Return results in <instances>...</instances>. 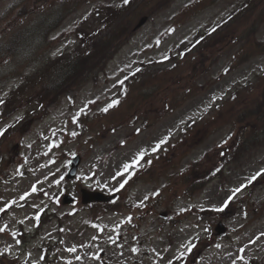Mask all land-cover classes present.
<instances>
[{
    "label": "rangeland",
    "instance_id": "obj_1",
    "mask_svg": "<svg viewBox=\"0 0 264 264\" xmlns=\"http://www.w3.org/2000/svg\"><path fill=\"white\" fill-rule=\"evenodd\" d=\"M121 1L79 3V7L52 33L55 43L46 56L52 58L75 44L73 28L96 5ZM136 1L142 5L135 7L132 4L128 8L129 15L127 12L123 15L125 31L128 18L133 27L141 17L147 16V20L134 30L128 43L108 62L98 80L86 83L74 96L65 94L45 118L31 123L33 118L27 117L21 125L31 124L23 136L17 137L15 129L5 137L4 140L10 142L3 150L0 167V208L11 207L6 214H0V229H3L0 231V252L18 256L19 260L27 254L33 264H101L98 259L102 249L110 264H164L182 253L181 264H249L253 260L255 264H264V236L261 235L264 233V174L249 183L252 176L264 169V138L257 139L237 161L223 165L220 176L206 182L192 198L183 195L194 177L199 180L221 165L222 156L228 150L222 142L230 132L237 135L242 129L230 119L245 105L260 98V92L264 90V0H255L257 13L251 15L249 9L238 15L223 32L206 40L193 57L180 63L173 72L164 70L172 62H151L169 52L174 53L179 44H186L197 32L213 25L245 0H205L194 7L196 0H171L164 7L158 6L160 0H155L153 7L151 4L143 7L145 0L132 2ZM33 5L34 0H27L21 7L26 10ZM150 12L153 14L146 15ZM242 48L244 55L238 57L241 64L223 73L224 67ZM140 62L150 63L149 69L135 84L138 86L150 77L143 89L139 87L143 98L126 110L124 119L111 124L109 111L105 115L106 122L103 121L97 114L107 107L110 96L117 93L116 83ZM15 66L11 63L7 69ZM36 73L29 78L34 80ZM257 74L262 75L257 77ZM251 79H254L253 90H243L232 103L228 101L223 108L213 111L219 99ZM49 80V75H44V86ZM29 81L26 79L21 86H28ZM17 83L18 80L10 81L0 89V98ZM167 101L171 103L168 109ZM174 104L177 106L172 110ZM212 111L215 117L201 120L202 123L195 127L214 122L210 128L217 129L208 134L194 130L186 137L185 149L179 158L185 156L180 161L179 158L176 162L158 160L156 174L133 185L131 201L142 208H122L116 214L102 213L100 231L87 225L90 217L93 218L92 209L77 208L67 212L71 206H80V186H96L112 192L123 178V166L131 164L138 153L143 152V157L158 154L169 141L177 138L189 120L210 115ZM21 113L18 111L8 121L17 119ZM84 115L91 121V129L83 131L81 125L79 130L83 133L79 138L65 143L68 135L78 128L72 118ZM135 115L152 121L149 128L137 135H133L134 126L128 125ZM4 124L1 123L0 128ZM257 130L252 124L248 132L252 134ZM161 140L165 142L160 144ZM76 153L82 156L78 176L68 180L65 178L68 160ZM185 169L190 170L188 180L180 178ZM54 176L63 182L50 188ZM241 185L245 187L225 206L233 190ZM64 189L77 197V201L64 204L61 201ZM42 191L56 200L47 198ZM44 204L48 208L46 214H55L59 219L52 216L36 227L32 215L37 206ZM150 206H158V212H167V218L160 217ZM219 208L223 211L216 210ZM131 214H141L143 219H133L139 226L128 228L130 237L108 231L114 223H123L122 218H129ZM198 215L202 219L199 220ZM174 218L182 220L171 223ZM218 221L227 226V232L220 236L214 231ZM58 224L61 232L57 229ZM17 229L24 234L30 231L24 236L27 244L23 237H15Z\"/></svg>",
    "mask_w": 264,
    "mask_h": 264
},
{
    "label": "trees",
    "instance_id": "obj_2",
    "mask_svg": "<svg viewBox=\"0 0 264 264\" xmlns=\"http://www.w3.org/2000/svg\"><path fill=\"white\" fill-rule=\"evenodd\" d=\"M26 1L19 0V4L22 3V6ZM170 1L160 0L158 6L167 5ZM0 2H6L3 7H0V39L5 34L3 37L5 39L4 43H0L2 61L7 60V56L12 52L11 40H18L21 43L23 40L29 39L32 33L48 31L61 21V18L65 15V11L62 10L66 9L68 3L64 2L65 7L62 10L55 9V6H61V1L59 0H54V3L52 0L49 3V7H47L48 3L46 0H36V8L32 9V11H26L25 7L20 9L18 6L17 14H21L22 18L16 22V16L10 18V15L12 14L11 9H13L11 4L18 2V0H0ZM251 2H255V0H248V3ZM148 4L149 0H146L143 7ZM154 4L155 0L151 3V6L153 7ZM115 11H107L103 18H108ZM100 15L99 11L95 12L92 14V19L100 18ZM26 18L29 19V22H25ZM83 24L87 27L91 25V21H88L87 18ZM102 25H92L85 32L81 30L84 33H80V37L86 50L84 53L81 50H77L75 54L61 61L59 69H57L50 82L51 85L46 88L50 98L65 89L78 87L82 82L96 77V72L104 66L114 51L123 43L125 23L118 15L115 16L113 21H109L106 27H102ZM244 90L251 91L253 87L250 86ZM44 94L42 93V95ZM234 100V95H232L230 102L232 103ZM224 110H222L221 114H223ZM230 120L242 126L235 139V151L238 154L237 157L240 158L249 147L255 145L257 139L264 138V90L260 92V98H256L252 103L245 105ZM211 124H214V122H211ZM252 124L258 130L249 134L248 130ZM1 157L2 154H0ZM194 186H197V184L195 183Z\"/></svg>",
    "mask_w": 264,
    "mask_h": 264
},
{
    "label": "snow or ice",
    "instance_id": "obj_3",
    "mask_svg": "<svg viewBox=\"0 0 264 264\" xmlns=\"http://www.w3.org/2000/svg\"><path fill=\"white\" fill-rule=\"evenodd\" d=\"M124 3L125 4L129 3V0H124ZM121 83H123V82L121 81ZM116 103H117V101H113L105 109H103V111H108V109L111 108V107H113ZM164 142H165V140H161L160 141V144H163ZM157 147H159V145H157ZM143 156H144V153L143 152L138 153L136 159L133 160L132 164H137L138 161H139V159H141ZM131 166H132L131 164H125L123 167H124V170L127 171ZM261 174H264V169H261L260 172L256 173L254 176H252L250 178V180H249V183H251L252 181H254ZM117 175H120V173H117ZM113 178H115V177H113ZM126 183H127V180H125L124 183L121 184V187H124V184H126ZM243 187H245V185H241L239 188H236V189L233 190L232 196H229L228 201H225V206H227V203L229 201H231L232 198L236 195V193L240 192ZM33 191H35V187H33ZM216 210L217 211H223V208H219V209H216ZM0 211H3V209H0ZM0 231H3V229H0ZM261 235L264 236V233H262ZM71 250L74 251L75 249H71ZM189 250H191V246H189ZM181 255H183V253ZM233 264H235V262H233Z\"/></svg>",
    "mask_w": 264,
    "mask_h": 264
},
{
    "label": "water",
    "instance_id": "obj_4",
    "mask_svg": "<svg viewBox=\"0 0 264 264\" xmlns=\"http://www.w3.org/2000/svg\"><path fill=\"white\" fill-rule=\"evenodd\" d=\"M143 22V20L140 22V24ZM80 161V157L79 156H75L72 160H71V166L68 170V173L67 175L69 177L73 176L75 174V170H76V167H77V164L79 163ZM82 193H83V198H82V201L83 202H87V201H91V200H108L110 198V196L104 194V193H101V192H96V191H87L85 189L82 190ZM65 201H71L72 198L69 197V196H65L64 198ZM218 229L220 230L219 232H222L223 229L221 227V225L219 224L218 225Z\"/></svg>",
    "mask_w": 264,
    "mask_h": 264
}]
</instances>
